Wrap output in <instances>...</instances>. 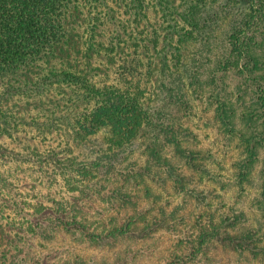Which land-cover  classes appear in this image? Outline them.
I'll return each mask as SVG.
<instances>
[{
	"label": "trees",
	"instance_id": "16d2710c",
	"mask_svg": "<svg viewBox=\"0 0 264 264\" xmlns=\"http://www.w3.org/2000/svg\"><path fill=\"white\" fill-rule=\"evenodd\" d=\"M108 1L0 0V81L6 83L0 86V162L37 165L41 186L48 188L42 195L47 200L33 203V217L27 220L24 233L48 241L70 236L79 244L112 249L127 238L141 240L160 231L178 230L175 217L190 203L194 212L189 216L182 213L179 219L188 221L190 229L179 230L181 247L174 252L177 262L207 254L217 242L239 254L261 255L263 261L264 228L241 221L246 216L244 209L217 214L212 204L230 185L247 193L261 162L253 202L264 218V0H232L231 8L244 5L246 12H234L226 46L213 60H207L213 61L211 67L201 60L190 74L191 68L182 64L180 54L172 56L166 49L156 48L157 34L152 42L158 62L153 50L139 51L145 41L143 34L124 29L107 36L106 26L122 28L129 21L140 22L149 6L147 0H116L127 16L120 21ZM81 15L88 43L93 52L103 53L100 59L108 66L95 64L83 72L59 70L53 64L59 59L58 48L69 40L72 25ZM161 63L162 71L168 69L179 77L177 87L167 88L176 92L169 104L192 108L187 93L181 91L198 85L192 87V94L206 98L212 107V125L224 139L222 145L229 150L226 154L238 151L230 164L211 147L196 144L198 137L187 122L189 116L166 124L164 119L170 117L165 110H153L148 104L154 91L149 92V84ZM230 73L238 77V101L232 98ZM184 77H191L187 84ZM62 86L69 90L53 104L60 112L70 113L63 116L70 125L65 146L38 149L16 141L9 144L11 127L17 125L22 113L9 108L10 101L40 97L34 109L37 116L44 117L52 109L46 105L52 101H45V95ZM106 130L110 136L100 140V133ZM139 142L142 153L135 148ZM128 159L131 163L122 166ZM10 178L0 170V192L10 184ZM153 181H159L163 191L153 188ZM169 183L174 193L168 190ZM165 191L174 198L182 195L184 201L168 210L173 203L171 196L164 200ZM7 201L2 193L0 225L4 220L10 223ZM5 254L0 247V264H5ZM74 254L63 264H122L121 256L108 262Z\"/></svg>",
	"mask_w": 264,
	"mask_h": 264
},
{
	"label": "rangeland",
	"instance_id": "374dc122",
	"mask_svg": "<svg viewBox=\"0 0 264 264\" xmlns=\"http://www.w3.org/2000/svg\"><path fill=\"white\" fill-rule=\"evenodd\" d=\"M147 1L149 2V6L144 19L140 22L134 21L133 23L129 21L123 25L125 28H123V26L121 28V25L116 26L109 24L105 29L107 36L112 37L116 35L117 32H123L124 29L139 32L143 34L145 38L144 43L140 45L139 51L147 49L152 52L155 46L152 41L155 34H157L159 36V44L156 48L158 50L164 48L166 51H169L170 53L168 54H172V56L173 54H180L182 64L187 68H191L188 74H190L192 70L197 69L201 60L207 62L205 66L211 67L213 61L207 60H213L214 55L226 46L228 41L227 34L230 31L234 12H238L241 15L246 12V6L244 5L231 8L232 0ZM108 3L116 9V17L118 20H127V16L122 14L123 10L118 8L116 0H109ZM87 11H89L88 7L85 13H87ZM84 16L81 15L75 19L69 40L58 48V57L60 60H56L53 64L59 70L83 72L95 66V64H105L108 66L106 60L103 61L100 59L104 57L103 53L99 55L95 53V51L93 52L88 43ZM145 43H148L149 46H145ZM154 53L157 58L159 54L156 51H154ZM168 58V61H171V57ZM159 60L160 57L159 59L157 58V62ZM161 64H158V67H156V75L152 81L153 83L149 84V92L151 90L154 91L150 98H148V104L153 110H165L166 116L170 117L169 119H164L166 124H176V122H180L182 119L186 120L187 116H189L187 122L198 137L196 144L199 142V144L211 147L216 154L219 155V153H221V158L225 159L226 165L230 164V159L234 160L238 151L234 149L231 156L226 154L229 150L222 145L224 139L222 140V138L219 137L212 125V107L209 102L206 101V98L198 99V94H192V87L198 88V85L195 83L192 87H186L181 91L187 93L186 96L190 98L192 108L186 110L184 105L178 103L169 104L176 92H171L167 88L177 87L176 84L179 77L177 75L175 77V74H171L168 69L162 71L163 63ZM166 64L167 66H172L169 65V62ZM175 68L177 67L175 66ZM170 70L172 71L173 69ZM232 77L230 73L228 81H230L233 86L231 87L232 98L234 101H238V93H236L238 77ZM190 78L191 77H184L186 84L190 81ZM4 84L6 83L0 81V86H4ZM65 90H67V87H57L56 89L50 90L48 94L45 95V101L51 99L52 104L46 105L49 106V109H52L50 113L46 112L44 117L37 116V112L34 109L39 103L40 97H37L38 100L34 99L35 101L31 99L28 101L27 98H13L9 103V108L18 110L22 113L20 119H17V125L14 124L13 127H11L13 129V138L7 139V142L9 144H14L15 141L21 142L27 146H34L38 149L56 145L65 146L70 134V125L63 116L70 113L66 110L60 112V109L57 108L58 106H54L55 103L53 104V101L61 97L62 92ZM175 90L180 91L179 89ZM206 95L208 96V93H206ZM247 98H249V96H247ZM187 112L189 114H187ZM154 119H157V117L155 116ZM109 136L110 133L106 130L100 133L99 138L101 140ZM135 148H137V152H143V146L140 142ZM167 153H171L170 148H168ZM263 156L264 151L261 153V157ZM130 159L122 161V166L130 164ZM9 162V164L6 163L7 165L0 162V164H4L0 165L1 172L4 173V175H11L10 184L4 187V189H2L3 191L0 192V195L2 193L6 195L8 200L6 203L10 204L6 212L11 216L10 223L4 220L0 225V247L3 252L6 253L5 264H63V261L74 257L76 255L74 253L76 252L86 256H93L96 260L106 258L108 262H113L118 256H121L122 264H264V260L261 261V255L255 257L254 254H239L238 252H233L228 248H224L220 242L215 243L214 246L208 249L207 254H197V256L192 259L186 261L179 260V262H177V254H174V252L178 251L179 247H181L178 245V241L181 237L179 230L190 229L188 221L187 223H182L179 219L182 213L189 216L194 212L190 203L183 205L177 217H175L178 230L160 231L152 237L141 240L127 238L119 242V244L112 249L100 250L98 248L79 244L70 236L61 235L55 240L48 241L40 239L36 235L24 233L25 229L28 228L26 226L27 220L33 217V203L41 199L47 200L45 196L42 195L47 193L48 188L46 187L44 189L41 186L43 179L40 176L41 170L37 165L27 163L21 164L20 166L15 160H9ZM143 163V161L140 162V164ZM260 165L261 162L254 172L253 185L258 181ZM158 183L159 181H153L151 184L153 188L162 190ZM253 185L247 187V193H242L237 187H231L230 185L228 190L225 189L226 191H222L223 196L219 198L220 200L216 199L213 202L212 209L215 210L217 214L223 211L231 212V210H237L239 212L244 209L246 210V216H242L241 221L245 220L248 225L264 228V218L261 216L262 213L253 202L256 194L255 192L257 191L256 187ZM169 187L170 183L168 185V190L174 193L173 189ZM163 196L164 200L171 196L170 200H172L173 205L168 206V210H171L173 206H177L178 202L181 203L182 200L184 201L182 195V197L175 195L174 198L173 195L168 194L166 191L163 192ZM190 201L193 203L192 200ZM192 224H190L191 228ZM128 249L131 251L133 250L131 254H124L121 252Z\"/></svg>",
	"mask_w": 264,
	"mask_h": 264
}]
</instances>
